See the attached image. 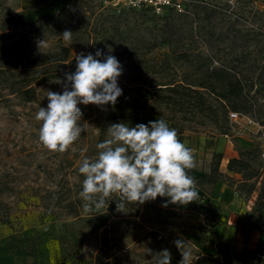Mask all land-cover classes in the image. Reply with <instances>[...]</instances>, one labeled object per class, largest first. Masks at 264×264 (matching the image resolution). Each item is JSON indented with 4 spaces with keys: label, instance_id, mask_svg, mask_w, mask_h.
<instances>
[{
    "label": "rangeland",
    "instance_id": "1",
    "mask_svg": "<svg viewBox=\"0 0 264 264\" xmlns=\"http://www.w3.org/2000/svg\"><path fill=\"white\" fill-rule=\"evenodd\" d=\"M18 2L0 0V25L3 19L19 24L28 22L16 14ZM87 2L97 4L95 9L100 6L92 17L95 21L97 18L100 20L94 24L97 36L93 46L83 49L75 44L85 35L86 16L89 15L85 10ZM76 3L78 5L71 11L73 18L60 21L63 29L58 33H50L56 28L53 22L44 24L46 48L38 49L36 41L41 40L38 38L32 39V44L27 47L31 50L30 57H41L37 68H20L19 58L23 53L16 56L9 36L0 37V45L5 46L0 49V264H94V254L106 237H112L110 244L114 248H123L120 252L126 258V264H146L149 260L145 254L146 231L151 229L169 234L173 242L177 239L190 241L193 264H196L197 253L210 254L211 248L217 249L211 231L214 224L210 219L211 211L201 213L189 209L174 225L139 227L123 221L122 218H129L132 213L126 207L114 214L106 208L99 210L100 214L84 211V201L79 193L85 177L78 169L85 158L93 157V148L107 125L106 105H78L82 111L80 123L86 132H82L80 138L63 153L49 151L41 144L39 129L42 122L35 116L40 107H47L48 90L63 91L62 86L56 83L57 79L63 78L54 77L51 73L62 68L52 58L53 53L59 50L58 45L64 42L71 45L73 57L81 52L95 55L97 49H102L106 55H114L123 66L118 86L127 84L130 74L138 71L143 72L148 85L155 80L161 82L182 74L186 65L174 62L169 44L162 41L174 23L182 26L178 33L173 34L179 39L177 46L211 58L212 65L231 61L251 76L252 100L256 103L257 114H261V110L264 112V0H184V11L166 10L161 13L142 7L115 5L113 0H76ZM65 30L72 32L70 42L62 38ZM1 34L3 30H0ZM131 40L134 41L133 50L123 52V44ZM165 57L171 59L170 65L164 64ZM75 69L76 63L68 71ZM29 82L36 87L33 99L25 93ZM244 114L252 115V112ZM158 119L170 125L169 120L150 109L141 112V122L145 125ZM231 122L229 113L230 137L207 124L197 126L192 123V129L187 130L189 137L184 143L193 150L199 169L196 174H202L201 170L212 156L211 151L200 147L204 137L213 140L225 136L234 141L237 149L239 145L234 136L253 134L232 132ZM250 136L254 138V144L245 148L258 145L264 150V138L257 140ZM231 174L241 178V174ZM224 181L233 183L231 186L237 195L232 196L238 198L230 203L228 210L241 216L243 222L264 230V205L258 209V192L247 195L237 190L238 182L227 178ZM211 189L205 190L206 193L198 192V195L219 212L221 205L208 200L210 196L207 193ZM70 198L80 200L81 213L73 215L62 207Z\"/></svg>",
    "mask_w": 264,
    "mask_h": 264
},
{
    "label": "trees",
    "instance_id": "2",
    "mask_svg": "<svg viewBox=\"0 0 264 264\" xmlns=\"http://www.w3.org/2000/svg\"><path fill=\"white\" fill-rule=\"evenodd\" d=\"M40 1L46 2L47 0ZM76 5H78L76 0H68V3L58 10L22 24L10 19L2 20L0 30H3V34L0 37L9 36L12 43L11 49L15 50V55L18 56L22 52L23 56H25V58L23 56L19 58L20 68L30 69V67L37 68L39 66L38 61L41 57H30L31 50H27V47L32 44V39L34 38L41 40L47 38L46 29L43 28L46 22H53L56 26L55 29H51V34L62 30L63 26H60V21L71 20L73 18L71 11ZM96 5L89 3L87 8H85L89 12V15L86 16L85 35L75 44L83 49L91 48L97 36V28L94 27V24L100 18H97L96 21L95 18L94 20L92 18L96 9L100 8L99 6L95 9ZM143 9L147 10L149 8L143 7ZM167 11L177 10L170 8ZM101 14L102 12H100ZM91 22L92 25H89ZM170 27L171 29L165 34L162 41L169 44L173 53V61L185 64L187 68L179 76H171L168 80L161 82L155 80L151 85L146 83L143 72L138 71L130 74L127 84L119 86L122 89V95L117 98V103L114 106L111 104L106 105L107 125L104 126L99 135L96 145L109 138L107 127L110 124L123 122L130 127H134L142 123L141 112L144 109H150L159 117L169 120L170 128L177 130L178 138L182 143L189 137L187 130L192 129V123L197 126L212 125L220 130L221 133L228 134L230 127L228 124L229 112L231 110L242 113L252 112V115L264 125V112L261 110V114L258 115L256 103L252 100V85L249 83L251 76L247 75L242 68L238 69V66L231 61L225 60L219 65H212L210 63L211 58L203 56L199 52L194 53L189 48H180L177 46L179 39L174 38L173 34L178 33L182 26L174 23ZM4 47V45H0L1 50ZM57 48L59 50L53 53L52 61L62 66V68L57 72L51 73V75L63 78L64 72L73 67L76 61L75 57L71 55V45L69 43L59 44ZM133 48L134 41L131 40L123 44L122 51L131 52ZM170 62V58H164V64L170 65ZM35 92L36 87L29 82L28 87L25 89V93L29 95L28 98L33 99ZM96 145L93 148V157L90 160L98 157L100 150ZM185 145L191 148L189 144ZM237 150L238 155L229 158L226 169L228 172L241 174V178H235L222 169V152L212 153L208 165L201 170L202 174H196L199 169L195 166L189 171V175L194 178L198 187L206 191L208 188H213L217 181L225 180V178L230 179L231 182H238L237 190L241 193L244 191L247 195H251L254 191H257L256 204L258 209H260L264 205L263 150L258 145L251 148L237 146ZM168 200V197L158 196L155 200H149L143 204L138 202L128 204L126 208L132 211L130 213L131 216L122 219L128 224L131 223L135 227H139L148 224L174 225L181 218L183 212L189 209L198 210L201 213L211 211V220L218 216V212L211 208L209 202L203 197H199V195L197 200L187 205L169 203L167 207H164V203ZM79 201L78 198H70L62 207L67 208L68 213L77 215L81 213ZM105 208L111 214L118 211L115 200L109 202L108 207ZM205 217L209 219L208 215ZM146 237H148V241L146 242L147 252L145 254L149 259L146 264H157L155 254L164 249L169 250L171 254L170 264H179L182 256L169 234L151 229L146 231ZM111 238L106 237L102 240V244L94 254V264L127 263L126 258L120 252L123 248L120 250L114 248V245L110 244ZM196 257V264H264V246H258L257 249L243 248L241 251L234 253L220 249L219 252L210 254L197 253Z\"/></svg>",
    "mask_w": 264,
    "mask_h": 264
},
{
    "label": "clouds",
    "instance_id": "3",
    "mask_svg": "<svg viewBox=\"0 0 264 264\" xmlns=\"http://www.w3.org/2000/svg\"><path fill=\"white\" fill-rule=\"evenodd\" d=\"M61 35L65 41L72 39L70 30ZM36 43L39 50L48 46L44 39ZM75 61V71L64 72L63 79L56 81L62 93L48 90L47 107H40L35 116L42 122L39 141L52 152L67 151L86 132L80 123L79 104L114 106L122 95L118 77L123 66L114 55L97 49L95 55L76 54ZM107 135L109 138L96 145L98 157L85 158L78 169L85 177L79 195L86 213L100 214L99 210L113 200L117 210L124 211L128 204H143L158 196L169 198L164 207L169 203L187 205L198 199L196 181L189 175L196 166L193 150L163 119L134 127L113 123L107 127ZM174 243L182 256L179 264H193L190 241L177 239ZM155 257L157 264H170L172 259L167 249Z\"/></svg>",
    "mask_w": 264,
    "mask_h": 264
},
{
    "label": "crops",
    "instance_id": "4",
    "mask_svg": "<svg viewBox=\"0 0 264 264\" xmlns=\"http://www.w3.org/2000/svg\"><path fill=\"white\" fill-rule=\"evenodd\" d=\"M68 0H47L41 2L40 0H19L15 9L18 17L23 21H32L38 19L44 14L58 10L65 6ZM252 133V132H250ZM255 139H262L256 134H240L234 136L237 145L242 147H250L254 144ZM226 137H230L225 135ZM225 136H219L212 139L203 138L200 147L205 150L213 152H222L223 160L221 167L225 172L227 162L230 157L237 156L238 150L236 149L234 141L227 139ZM264 151V150H263ZM232 175V172H228ZM197 192L206 191L200 187H196ZM209 194V201H214L221 205L218 216L213 220L212 237L216 239L217 249L211 248V252H219L220 249L227 252H236L245 247L264 246V230L256 226L245 223L242 221L241 216L235 212L228 210L231 202L238 200L237 193L234 188L227 184L224 180H219L213 186ZM239 197V196H238ZM232 199V201H230ZM232 204V203H231Z\"/></svg>",
    "mask_w": 264,
    "mask_h": 264
},
{
    "label": "built area",
    "instance_id": "5",
    "mask_svg": "<svg viewBox=\"0 0 264 264\" xmlns=\"http://www.w3.org/2000/svg\"><path fill=\"white\" fill-rule=\"evenodd\" d=\"M115 5H124L128 7H144L155 12L161 13L167 9L173 8L177 11H184V0H113ZM232 132H252L260 138H264V125L256 117L244 114L239 111L231 110L230 112ZM240 129H238L237 128ZM231 136V133L226 134ZM264 155V152H263Z\"/></svg>",
    "mask_w": 264,
    "mask_h": 264
}]
</instances>
